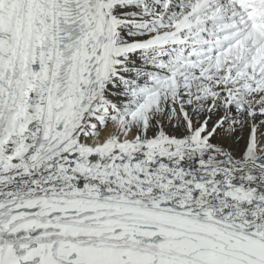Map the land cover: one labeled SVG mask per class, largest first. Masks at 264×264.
Segmentation results:
<instances>
[{"label":"snow or ice","instance_id":"obj_1","mask_svg":"<svg viewBox=\"0 0 264 264\" xmlns=\"http://www.w3.org/2000/svg\"><path fill=\"white\" fill-rule=\"evenodd\" d=\"M0 264H264V0H0Z\"/></svg>","mask_w":264,"mask_h":264}]
</instances>
